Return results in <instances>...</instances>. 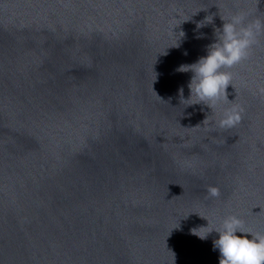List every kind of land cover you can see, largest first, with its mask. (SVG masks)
I'll list each match as a JSON object with an SVG mask.
<instances>
[{
    "label": "water",
    "instance_id": "obj_1",
    "mask_svg": "<svg viewBox=\"0 0 264 264\" xmlns=\"http://www.w3.org/2000/svg\"><path fill=\"white\" fill-rule=\"evenodd\" d=\"M237 13L264 0H0V264H219L193 229L264 233V31L227 102L176 71Z\"/></svg>",
    "mask_w": 264,
    "mask_h": 264
},
{
    "label": "clouds",
    "instance_id": "obj_2",
    "mask_svg": "<svg viewBox=\"0 0 264 264\" xmlns=\"http://www.w3.org/2000/svg\"><path fill=\"white\" fill-rule=\"evenodd\" d=\"M221 19L224 23L221 29L216 30V42L208 47L207 55L200 57L193 64L181 65L176 69L178 72L192 73L188 83L189 97L181 99L187 106L204 104L212 108L221 100L229 101L226 88L232 85V74L224 69H230L246 60L250 49L256 43L257 35L264 31V22L259 19L245 24L243 13ZM211 22L212 16H206L196 27L200 28ZM183 35L181 32V36ZM184 54L187 55V52ZM259 92L264 95V86L259 87ZM180 94L182 97L183 89H180ZM243 111L239 105L224 109L218 126H236ZM208 192L213 197L219 196V190L215 187H210ZM205 228H208V225L198 230L193 229L192 232L201 239H205L212 231L219 234V238L214 241V248L219 249L220 253L219 264H264V233H244L242 221L238 217L227 216L220 227L201 232Z\"/></svg>",
    "mask_w": 264,
    "mask_h": 264
}]
</instances>
